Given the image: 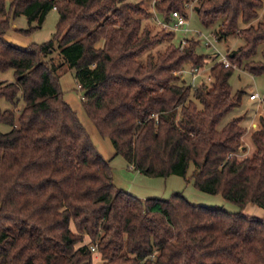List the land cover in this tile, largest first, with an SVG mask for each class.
Here are the masks:
<instances>
[{
	"label": "trees",
	"instance_id": "obj_1",
	"mask_svg": "<svg viewBox=\"0 0 264 264\" xmlns=\"http://www.w3.org/2000/svg\"><path fill=\"white\" fill-rule=\"evenodd\" d=\"M191 1L157 0L154 8L185 15ZM195 2L204 26L217 23V39H243L230 62L264 74V0ZM141 4L0 0V71L15 74L0 80V98L24 102L17 116L0 108V121L11 126L0 130V264H93L91 246L100 264H264V217L243 212L248 202L264 208V116L251 132L254 150L240 156L241 116L218 127L243 93L231 89L233 68L213 63L210 83L192 89L176 71L202 65L197 40L140 59L173 34L143 26ZM53 8L48 40L20 46L6 38L15 17H26L28 27L15 30L27 33ZM63 65L75 70L83 110L114 155L146 175L190 178L240 209L192 203L179 191L139 197L116 186L110 159L63 97Z\"/></svg>",
	"mask_w": 264,
	"mask_h": 264
},
{
	"label": "rangeland",
	"instance_id": "obj_2",
	"mask_svg": "<svg viewBox=\"0 0 264 264\" xmlns=\"http://www.w3.org/2000/svg\"><path fill=\"white\" fill-rule=\"evenodd\" d=\"M132 2H141V6L145 9V16L141 20V24L148 25L153 32L160 27L157 21L173 22L170 16H165L162 12L157 11L154 8L153 2L155 0H125ZM195 0L186 2L184 7L185 23L182 27H179L172 31V38L159 42L151 48L145 50L140 59L146 60L149 53H156L157 51H163L168 44L184 45L188 39L197 40L196 52L198 54H205L204 61L200 67H198L199 73L196 77H193L194 68L190 62H186L182 65L181 69L176 71L180 78L189 84L192 89L201 83H210L208 75L209 67L219 61L222 54H228L239 45L243 44V39L237 35H228L226 38L217 39L214 36V30L217 28V23H213L209 26H204L194 9ZM147 11V12H146ZM262 9L258 10L259 16ZM156 13V17H154ZM57 20L56 10H50L47 12L41 26L34 28L27 33L18 32L15 29H25L28 27L27 19L24 15L15 17L12 21L11 28L6 32V38L15 42L20 46L28 45L32 42L42 43L51 38ZM32 25L34 23H31ZM239 25L242 26V22L239 21ZM185 28H187L185 30ZM168 30V29H164ZM209 39L210 43H205ZM54 63L58 64L60 58L56 53L52 55ZM253 58L259 59L260 53L258 52ZM49 59V58H48ZM231 67L233 72L229 77V84L233 92L236 90H243L240 103L233 107L227 114H225L218 127L223 126L227 121L234 117L241 116L240 124L244 128L242 135L244 151H240L239 155H250L254 150V143L251 139V132L258 125L259 117L264 116V101L256 99H249L248 94L251 92H258L264 97V74H251L242 65H235L232 63ZM59 84L63 91L64 99L75 110L79 120L89 133L92 142L95 144L99 152L105 157L110 159L112 166L113 176L115 183L127 190L128 192L140 196H156L161 198H168L173 192H181L189 201L196 204H202L207 206H220L229 211H238L240 206L225 200L219 193H208L197 189L192 180L178 174H169L167 176H150L141 172H136L133 168H128V163L119 154H113V146L108 137L102 136L97 131L93 122L89 119L86 112L83 110L81 103V96L83 90L78 86V80L75 75L74 69H67L66 65H63L60 70ZM15 74L13 69L8 68L0 71V80L13 81ZM192 97V96H191ZM24 105L22 97L19 95L18 101L14 104L11 101L0 98L1 109H13L17 116L22 106ZM256 125L252 126V122ZM11 128L8 123L0 121V130L7 131ZM192 166H189L186 177L190 175ZM243 212L255 216L264 217V208L257 206L254 203L248 202L243 208ZM88 241V238L85 239ZM93 264L102 263L101 255L97 250H93L92 255Z\"/></svg>",
	"mask_w": 264,
	"mask_h": 264
},
{
	"label": "built area",
	"instance_id": "obj_3",
	"mask_svg": "<svg viewBox=\"0 0 264 264\" xmlns=\"http://www.w3.org/2000/svg\"><path fill=\"white\" fill-rule=\"evenodd\" d=\"M156 1V0H155ZM154 5V2H153ZM170 19H172V23L168 22V21H157L158 25L164 29H168V30H175L179 27H182V25H184L185 23V15L180 12L179 10H172L169 14ZM154 17H156V13L154 15ZM187 28H185L186 30ZM205 43H210L209 39H207V41H205ZM219 61H221L223 63L224 66H231L232 63L230 62L228 56L226 54H222L219 58ZM199 73L198 67L194 68V73H193V77H196L197 74ZM208 79H210V77H207ZM78 86L80 87V85L78 84ZM248 98L249 99H256L258 98L259 101H264V97L261 96L258 92L254 91L248 94ZM255 126V125H254ZM92 250H96V248L94 246H91Z\"/></svg>",
	"mask_w": 264,
	"mask_h": 264
},
{
	"label": "crops",
	"instance_id": "obj_4",
	"mask_svg": "<svg viewBox=\"0 0 264 264\" xmlns=\"http://www.w3.org/2000/svg\"><path fill=\"white\" fill-rule=\"evenodd\" d=\"M51 10L55 11L54 8L51 9ZM14 43H15V42H14ZM253 125H256V123H255L254 121L252 122V126H253ZM255 127H256V126H255ZM127 167L133 169V168L131 167L130 164H128ZM136 172H139V171L136 170ZM112 175H113V171H112ZM113 182L115 183L114 176H113ZM115 185L118 186L116 183H115ZM118 187H120V186H118ZM120 188H121V187H120ZM122 189H123V188H122ZM136 196H137V195H136ZM139 197H140V196H139ZM260 217H262V216H260Z\"/></svg>",
	"mask_w": 264,
	"mask_h": 264
}]
</instances>
